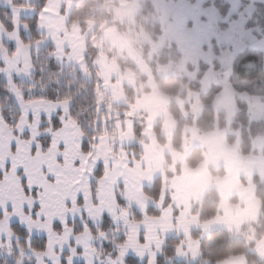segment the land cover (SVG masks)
Segmentation results:
<instances>
[{
  "label": "trees",
  "instance_id": "1",
  "mask_svg": "<svg viewBox=\"0 0 264 264\" xmlns=\"http://www.w3.org/2000/svg\"><path fill=\"white\" fill-rule=\"evenodd\" d=\"M37 6L32 7L34 16L30 19L22 20V23L28 29V35L20 33V39L26 46H33L37 42L44 40V37L37 32V24L40 14L42 13L47 0H36ZM73 5V10L68 20L70 28L75 23L92 22L99 25L96 33L86 41V57L85 64L92 81L87 84L82 81L76 70H64L54 60V50L51 46H47L40 51V60L33 62V73L36 83L40 87H55L58 90L61 99L70 104L71 111L64 121H70L78 129L81 137V152L87 156H91L97 146L99 139L106 136L109 140L110 153L112 158L117 159L119 152L117 134L115 124H124L131 121L133 124V135L136 142L140 145H146L145 115H128L130 108L134 106L135 99L142 94H148L146 87L147 80L139 73L135 65L125 56L119 54L102 41V34L105 30H115L123 37L133 48L140 60L147 67L151 74V78L156 86L157 92L166 96L170 103L168 113L173 117L176 124V131L172 139L174 151L181 152L182 132L186 127H194L201 134L213 131H224L238 134L239 138V154L243 157H264V149L258 152L253 149V142L257 138L264 137V118L260 121H253L250 118V107L241 97L259 98L264 102V71L263 56L261 53L252 48H246L239 53L233 60L231 65V75L228 85L236 94L235 115L232 122H227L224 113H215L213 111V103L215 98L222 92L221 82L217 81L212 84L206 92L202 91L204 78L207 73L212 71L216 73L217 79L222 75V69L218 58L225 50V47L215 43L211 44V52L215 58L211 63L205 64L199 62L196 66L189 64L186 67L189 75L175 72V75L169 78H160L157 71L161 68L172 66L177 69L182 61V55L175 44L163 48L159 53H153L150 47L139 42L138 34L144 33L151 43H156L163 34L162 26L156 22V12L153 7V0H146L141 4V12L133 25L119 23L109 12L113 6L106 0H68ZM177 2L178 0H173ZM189 5H193L195 0H184ZM232 0H208L204 7H212L219 15L221 22L219 28L225 30L232 21H235L244 10L251 6L252 13L245 22V31L249 32L257 41L264 39V6L262 4H250L246 0H239L241 9L237 16L228 18L229 3ZM16 8L30 7L23 0H11ZM0 23L7 32L13 30L11 14L8 10L0 8ZM84 28V27H83ZM82 30L84 31V29ZM7 54L11 57L14 49L9 45L4 46ZM33 54V53H32ZM102 54L108 61L114 63L123 72H129L135 77V90L128 88L123 89L127 107L114 104L110 96L105 92L103 82L96 70V64L99 56ZM46 61V62H45ZM43 63V67H41ZM176 71V70H175ZM190 94H197L199 103L203 111L201 116L194 120L192 117H184L179 109L177 101H185ZM0 99V103H2ZM184 111L188 109L185 106ZM7 113H5V116ZM2 121V120H1ZM9 132L12 134L15 129L10 124L2 121ZM59 128V126L57 125ZM60 130V129H59ZM154 134L160 145L165 144V140L161 136V122H157L154 126ZM14 136V135H13ZM17 137V136H14ZM23 140L27 141L28 136L24 135ZM227 143L232 145L235 143V137L228 135ZM49 139L41 138L39 147L42 152L49 149ZM91 144V149L87 147ZM134 159L138 162L141 160V151L137 147L129 150ZM169 162V161H168ZM203 162V154L195 150L187 159L186 165L188 169L195 170ZM94 180H100L103 176V169ZM180 170H176L175 174H179ZM211 177H222V171L209 170ZM167 183L172 180L173 176L170 171H166ZM23 186V182L21 181ZM252 184L255 189V197L260 203V213L255 224L244 226L238 234H231L220 229L213 230L207 235L200 232H193L190 238L199 244V259L197 262H185L178 259V251L181 247V240L169 238L165 241L156 256L154 264H223L227 261L242 258L246 264H264V260L259 259L256 254L258 245L264 241V179L254 177ZM24 187V186H23ZM162 183L160 179H156L150 188L144 189L145 196L157 203L161 194ZM123 195V189L119 187L115 192V200H119ZM168 200V199H167ZM121 204L123 200H119ZM169 201H165L164 206H169ZM219 198L214 191L207 193L204 201L193 207L192 215L198 217L200 224L210 223L215 219L218 212ZM131 211L139 220L141 214L131 207ZM161 212L156 209H149L146 213L147 219H159ZM146 219L143 217V221ZM17 235L21 241L25 237V230L17 228ZM0 264L3 261L0 260ZM137 264H141L137 260ZM148 264V263H147Z\"/></svg>",
  "mask_w": 264,
  "mask_h": 264
},
{
  "label": "crops",
  "instance_id": "2",
  "mask_svg": "<svg viewBox=\"0 0 264 264\" xmlns=\"http://www.w3.org/2000/svg\"><path fill=\"white\" fill-rule=\"evenodd\" d=\"M23 1L30 7L16 8L13 6L11 0H0V8L6 9L10 12L13 23V30L11 32H7L0 23V57L7 56L9 60L19 59L21 61H30V57L34 50L42 51L47 46H51L54 50L53 58L60 67H62L64 70H76L83 82L87 84L91 83L92 78L85 64L86 41L96 33V31L99 29V25L92 22L75 23L69 28L68 20L73 10L72 3L68 0H47L45 7L39 16L37 24V32L44 37V40L37 42L33 46H26L20 39L21 32L28 35V29L22 23V20L30 19L34 16V10L32 7L37 6V1ZM156 1L157 0H153V3H156ZM246 1H248L250 4L258 3L264 6V0ZM228 3L230 5L228 17L233 18L238 15L241 9V4L239 0H232ZM193 5H191L192 8ZM251 13L252 7L249 6L244 10L242 15H240L237 20L232 21L225 30H221L219 28V24L222 23L219 15L217 14L218 16H214L215 13L213 14V11L210 9H204L202 6H200V11L194 10L192 13L183 14L182 12H179L166 13L164 16L161 15L160 18H162L165 23H160L163 29V42L161 44L163 46L167 43L175 44L182 55L181 65L179 66L180 68L178 67L177 69H174L173 67L168 66L171 67V73H174L176 70V72L178 71L182 74H185V65L188 66L190 64L189 61L195 63L197 60L186 61L184 60V54L191 52L195 54L197 51L203 52L205 54L204 48L207 46V43H215L210 42L209 39L204 44H196V42L204 37L209 31V34L215 33V35L220 33L227 35L229 33H233V31L237 32L239 38H236L235 40H237L239 44L241 43V45L252 48L262 54L264 71V39L257 41L253 35L246 32L241 25V23H244ZM189 21L191 23H189ZM183 24H191V29L188 30V33H183L184 30L179 32V28H181ZM210 29H212L214 32H212ZM222 35L223 34H221V36ZM194 36H197L196 39L193 38ZM10 40L15 44L14 54L11 57L7 54L4 48L5 45H9ZM235 40L233 43H237ZM102 41L111 49L127 57L138 68L139 73L147 80L146 87L149 91L148 94H142L136 98L137 100L135 101L134 108L131 109V111L133 110V112H135V115H145L147 121L145 137L147 138L149 144L147 146L141 145V161L139 163L131 162V159H129V154L127 153V155L126 152H123V149H128L136 145V140L134 138L131 125L126 126L127 128L124 130L125 132L122 134L117 130V141L119 148L118 159L112 158L109 140L106 136H103L101 139H99L96 146V152L93 153L95 156L93 160L95 162V169L100 167L103 169V176L98 181L102 184H108L111 186V195L113 199L115 200L114 195L117 189L122 187L123 196L129 199L131 207L135 208L140 213H143V215L149 208L153 207L158 208V210L162 212L160 219L150 220L152 223L156 221L158 223L155 224H164L173 228L175 225H177L175 228H178L181 219L177 217L174 218V214L177 213L179 217H184L190 221L189 217L187 216L190 214L189 212L191 211L192 205L202 201L209 190H214L222 197L219 205V211L221 219H223V221L219 223L215 221V226L224 230V228L233 229L235 228L234 225H236L237 229V227L241 225L255 223L260 213V203L255 198L251 180L255 176L264 178V157L244 158L237 156L235 154V150L226 144L223 133H214L200 136L195 130L187 129L186 142H189V145L191 144L188 147H195V145L198 144L196 146L201 147L203 150L206 149L208 152L205 162H203L195 170L187 169L185 165L187 158H183L182 155L175 154L169 145V139L175 131V124L167 112V107L169 104L168 98L157 92L155 84L152 82L149 70L140 60L139 56L135 53L131 45L123 37H121V35H119L115 30H105L102 34ZM219 44L221 45V43ZM243 48L241 51L244 50ZM235 51L236 53L234 52L230 54L231 56L227 60L228 64H226V66L225 64L221 65L225 59V54H221V57L218 59L221 67L223 66L226 72L229 73L228 79H226L223 83L222 92L214 101L216 112L227 113L228 111H232V114L234 113L233 110L236 94L229 87L228 80L231 75L230 65L238 54L237 52L240 50ZM153 52L158 53L157 51ZM210 58L211 57L209 55L207 60ZM212 60L213 59L211 58V61ZM199 62H197V64ZM96 70L103 82L106 93L112 98L115 104L124 106L126 99L123 89L128 88L135 90V77L129 72L121 71L116 64L108 61L107 58L102 54H100L99 60L96 64ZM210 74L212 73L208 72V76H206L211 77ZM207 77H205L203 81L205 85V80ZM160 78L162 77L160 76ZM225 97H228L227 100H225ZM225 104H227L229 108H226ZM253 104L254 103L252 102V107ZM231 105L232 107H230ZM63 106L67 109L70 107V104L65 103ZM68 113V111L65 112L66 117ZM157 121L162 123L161 132L163 137L167 140V144L164 148L157 144V141L155 140L152 133L153 127L156 125ZM24 127V125H20L21 136L14 137L15 140L20 142L21 137L24 135L28 136V133L23 131ZM32 133L33 136L30 138L28 136L29 139L27 141L35 144L37 143V146L34 151L31 149V153L36 152L39 156H41V160H43L45 158H43L42 155H44L45 152H42L38 144L39 140L41 139H37L39 132L35 127H33ZM53 136L57 141L56 147L54 149L49 148L46 152L48 154L49 151L51 152V149H53L52 152L59 151L56 156L59 164L61 163L59 157H62L61 153L65 150L64 149L61 151L62 146L59 144V140L61 139L67 138V140H69L78 138L75 146L77 150L83 154L80 148L82 137L78 129L70 121H66L64 128L60 129L58 133H54ZM261 142H263L262 144L264 145V141L262 140ZM261 142H256V146L261 144ZM188 147L184 149L183 155L186 154L187 156L189 154ZM93 154L91 156H93ZM86 157L89 159L88 157L90 156ZM165 158L171 162V168L167 167ZM174 167L180 168V175L173 176L172 181H170L168 184L170 188L171 204L169 207L165 208L163 205V198L166 194V187L162 188L157 204L153 203L143 194V189L150 187L156 179H164L166 170H169L171 174L173 173L172 175H174ZM210 168L225 169L227 172V177L224 180L220 179V181H218V179L213 180L209 173ZM241 177L246 180V189H240L238 179ZM164 191L165 194H163ZM227 192H236L242 208L241 210L238 208L234 210L233 207L229 206L230 204L229 198L227 197ZM89 195H91V186H89ZM229 215H234L235 217L232 220H228ZM154 232L157 239L163 235L162 233L158 232V230ZM158 246L159 245H157V247ZM162 246H159L156 252H152V244H148V249L150 247L149 251H151L150 255H146L149 257L147 261L148 264L155 263L156 256L158 255ZM153 253H155V255H153ZM223 264L242 263L236 260H230Z\"/></svg>",
  "mask_w": 264,
  "mask_h": 264
},
{
  "label": "snow or ice",
  "instance_id": "3",
  "mask_svg": "<svg viewBox=\"0 0 264 264\" xmlns=\"http://www.w3.org/2000/svg\"><path fill=\"white\" fill-rule=\"evenodd\" d=\"M11 35V34H10ZM9 47L15 44L9 41ZM40 60L34 50L30 61L0 57V120L10 124L14 136L23 131L32 135L35 127L39 136L47 137L49 148L56 147L54 133L64 128L66 103L58 90L37 85L33 62ZM46 62V61H45ZM43 67V63H41ZM5 113L7 115L5 116ZM59 126V128L57 127ZM67 138L59 140L61 151L67 148ZM9 146L19 150V141L11 139L0 128V260L3 264H147L150 226L138 220L131 211L129 199L123 195L114 200L111 186L98 180L91 189L60 196L42 195L39 183L43 168L38 160L27 159L17 168L13 160L4 161ZM32 150L36 144H32ZM91 149V144L87 145ZM63 160L64 157H59ZM82 161L77 160L79 167ZM25 169L30 170L25 175ZM101 172L94 169L95 177ZM52 180L55 177L49 173ZM95 177H89V185ZM22 179L24 197L18 194ZM35 181V183H33ZM17 228L25 230L23 242ZM155 247V246H153ZM155 255V253H153Z\"/></svg>",
  "mask_w": 264,
  "mask_h": 264
},
{
  "label": "rangeland",
  "instance_id": "4",
  "mask_svg": "<svg viewBox=\"0 0 264 264\" xmlns=\"http://www.w3.org/2000/svg\"><path fill=\"white\" fill-rule=\"evenodd\" d=\"M106 1H108V0H106ZM144 1H146V0H109L108 2L113 4V6L109 9V12L111 14H113V17L115 18V20L117 22L133 25V23L135 22V20H136V18L138 16L139 11L141 12V10H142L141 4ZM207 1L208 0H195L196 4L194 3L193 8H192V6L187 4L184 0H178L177 2H174L173 0H157L156 3H153V7L155 6L154 10L156 12L155 13L156 14V16H155L156 22L159 23V24L162 23V22L164 23V21L160 17H161V15L162 16L166 15V13L167 14L168 13H179V12H182L183 14L192 13V12H194V10L200 11V6H202L204 9H210L211 11H213V14L215 13L214 16L217 15V12L212 7H207V8L204 7V5L207 3ZM245 22H246V20H245ZM189 23H191V22L189 21ZM244 23H241L242 28L245 27ZM238 24H237V26H238ZM190 29H191V24H188V25L183 24V26L181 28H179V32L184 30L183 33H188V30H190ZM210 30L212 32H214L212 29H210ZM209 32H207L204 37L199 39L196 42V44L197 45H199L201 43L204 44L206 41H208L210 39V42H215V44H217L219 46H222V47H225V50L222 52V55L225 54V59L223 60V63H221V65L225 64V66H226V64H228L227 60L230 58V56H231L230 54L231 53H234V52L236 53L235 50H240L241 51V49L243 47H244L243 48L244 50L246 48H249V47L241 45V43L239 44V42L237 40H235L236 38H239V35L237 34V32L233 31V33H229L227 35H225L224 33H220V34L215 35V33L214 34L213 33L209 34ZM221 34H223V35L221 36ZM196 37L197 36H194L193 38L196 39ZM138 40H139V42L148 45L152 52L153 51H157L158 53L163 48L169 46L170 44H173V43H167V44H164V46H163L161 44L163 42L162 37L156 43H151L149 41V39L145 36L144 33H139L138 34ZM234 40L237 43H233ZM219 43H221V45ZM240 51H238L237 53L239 54V53L242 52V51L241 52ZM204 52H205V54L203 52H200V51H197L195 54H193V52L185 53L184 54V60H186V61L197 60L195 63H193L192 61L191 62L189 61V63L192 64V65H195V64L197 65V62H199V61H202V63H205V64H209L210 61H211V58L213 60H215V58H213L214 56H212L213 54H211L212 53L211 52V43H207V46L204 48ZM209 55H210L211 58L209 60H207ZM220 57H221V55H220ZM231 65H230V68H231ZM171 67H168V68L165 67V68L159 69L158 72H157V75L159 77L161 76L162 78H169V77L174 76L176 71L174 73H171V69H170ZM186 67H187V65H185L184 73H185V75H189L187 73ZM222 69L224 71L223 72L221 71L222 75L219 76V78H220L219 80L217 79L218 75L216 73H213L212 71H210L213 74V76H212V74H210L211 77H207L208 75L206 76L207 77L206 80H205L206 85L202 81V83H203L202 91L203 92H206L209 89V87L212 84H215L217 81L221 82L222 90H223V83L225 82L226 79H228V73L229 72H226V70L223 68V66H222ZM137 70H138V68H137ZM152 82H153V80H152ZM225 98H226L225 100H227L228 97H225ZM241 98L244 101H246L247 104L250 107L249 110H250V118H251V120L260 121V120H262L264 118V106H263L264 102L262 100H260L259 98H248V97H245V96H242ZM136 100L137 99H135V101ZM252 102L254 103L253 107L251 105ZM113 103L115 104V102H113ZM169 103H170V101H169ZM176 103H178L179 109H180V111H181V113H182V115L184 117L190 116L194 120H197L202 114L203 108H202L201 104L199 103V99H198V95L197 94H190L189 97L187 98V100H185V101H177ZM134 105H135V103H134ZM168 106H169V104H168ZM185 106L188 109L187 113L184 111V107ZM124 107H127L126 103H125ZM225 107L229 108V106H227V104H225ZM230 107H232V105ZM133 108H134V106H132L130 108V112H129L128 115H133V114L135 115V112H133V110L131 111V109H133ZM167 109H168V107H167ZM213 111L215 113H219V112H216V108L214 107V103H213ZM233 112H234L233 114H232V111H228L227 113L226 112H221V113L225 114V116L227 118V122L230 123V122H232V120L234 118V115H235V105H234ZM169 116H170V114H169ZM171 118H172V120L174 122L173 117H171ZM127 122H130V123H127ZM127 122H125L124 124H118V123L115 124L116 134H117V130L121 134L124 133L125 132L124 131L125 128H127L126 126H129V125L132 126V131H133L132 122L131 121H127ZM157 122H160V121H157ZM146 124H147V121H146ZM174 124H175V122H174ZM0 128L5 129L7 131V133H8V136L11 139L15 140L14 136L9 132V130L6 128V126L3 124L2 121H0ZM153 129H154V127H153ZM187 129L195 130L200 136L214 134V133H223L224 136H225L226 144L228 146L232 147V149L235 150V154L237 156H240V154H239V138H238V134L230 133V132H224V131H220V130L213 131V132L206 133V134H201L194 127H186V128L183 129L182 141H181V147H182L181 148V152H176V151H174L173 146H172V139H173L174 133L176 131V124H175V131H174L173 135L169 139L170 140L169 141L170 142L169 145L171 147V150L175 154L182 155L183 158L186 157L188 159L195 150H198V151H200L203 154V162H205V160H206V158L208 156L207 150L206 149L203 150V149H201V147L196 146L198 144H196L195 147H191V148L188 147L191 144L189 145V142H186V130ZM145 130H146V127H145ZM161 131H162V123H161ZM152 133L154 135L155 140L157 141V144L160 145L158 143L156 135L154 134V131ZM160 134H161L162 138L165 140V144L163 146L162 145H160V146L162 148H164L166 146V144H167V140L163 137L162 132ZM228 135H232V136L235 137L236 140H235L234 144L230 145V144L227 143L226 138H227ZM19 136H21V135H19ZM31 136H33V133H32ZM116 137H117V140H118V136H116ZM21 138H20V142H19L20 145H21V148L19 150H13L11 148V146H9L7 152L4 155V161L7 162L8 160L11 159V160H13L15 162V165H16L17 168H21V167H23L24 160H27V159L38 160L41 163V166H42V168L44 170L43 172L45 173V174L43 173L42 178L39 181V183L43 187L42 195L45 198L48 195H52V196L60 195V196H62L65 193L74 194L76 192H79L80 190H85L86 192L89 193V186H91V189H92V187L95 186L96 181L94 179L92 181V184L89 185V177H94L93 176V172H94V169H95V162L93 160H94L95 156L93 154V156H90V157H88L89 159H87V157H86L87 155L81 154L77 150V148L75 146V143H76L78 138L77 139L74 138V139H69L68 140L69 141L68 147L65 148V150L61 153V156L64 157V159L61 160L60 164L58 163V160L56 158V156H57L59 151H53L52 152V150L54 149L53 148V149H51V152L49 151L48 154H47V152H45L44 155H42V157L45 158L46 160L45 159L41 160V158H40L41 156H39L36 152L31 153V149H32L31 146H32L33 143H31L29 141L26 142V141L23 140V138L22 139ZM262 140L264 141V137L255 139V141L253 142V149L254 150H256L258 152H261L264 149V145L262 144L263 142H261ZM146 141H147V138H146ZM195 142H197V141H195ZM256 142H259V143L261 142V144H258L256 146V144H255ZM148 144L149 143L147 141V144L146 145H142V146H147ZM134 147L139 148V150L141 151V145L138 144L137 142H136V145ZM186 147H188V151H189V154L187 156H186V154L183 155V151H184V149ZM130 148H133V147H130ZM130 148L123 149V152L124 153L126 152V154L127 153L129 154V159H131V162L139 163L141 160L137 162L134 159L133 154L129 151ZM95 152H96V149H95L94 153ZM141 155H142V152H141ZM118 157H119V152L117 154V159H118ZM240 157H243V156H240ZM249 157H253V156H249ZM257 157H262V156H257ZM165 159H166V162H167V167L171 168L172 167L171 162L167 158H165ZM187 159L185 161V165H186ZM77 160L82 161V163H80L79 167L76 166V161ZM186 168L188 169L187 165H186ZM212 169L214 171H217V172H219V171L223 172L222 173V177H220V178L211 177V178H213V180L214 179L215 180L218 179V181H220V179L224 180L227 177V172L225 171V169H223V168H210L209 170H212ZM174 170H175V173H176V170H180V168H175L174 167ZM166 171H165V173H166ZM49 173H51L55 177L54 180H52L50 178ZM175 173H174V176H179L180 175V173L179 174H175ZM24 174L25 175H29V177L31 179L30 170L25 169V173ZM255 177H257V176H255ZM262 179H264V178H262ZM160 180H161V183H162L161 190H162L163 187L164 188L166 187V194H165V191L163 192V194H165V196L163 198V205H164L165 201H169V203L171 204V201H170V188H169V185H168L170 182L167 183L166 176L164 177V179L160 178ZM238 180H239V184H240V189H243V188L247 187L246 186V180L243 177H241ZM21 181H22V179H20L18 181L17 187H18L19 197L23 198L24 197V187L20 183ZM169 181H172V180H169ZM33 183H35V181H33ZM153 183H152V185H153ZM251 183H252V180H251ZM229 185H231V184H229ZM150 187H148V188H150ZM144 189H147V188H144ZM252 189H253L254 195H255L254 186H253ZM210 191H214V190H209L208 192H210ZM215 193L217 194V196L219 198L218 212H217V216L215 217V219L213 221H211L210 223L207 222V223H204V224H200L198 222V217L192 215L193 207L195 205H197V204L202 203L205 198L202 201L197 202V203L192 205L191 211L189 212L190 214H188L189 216H187V217H189L190 221H188L184 217H182V218L179 217L177 213L174 214V216H173L174 218L177 217V218L181 219V222L178 225V228H175L177 226V225H175V227H174L175 229L173 227H171V226L168 227V226H166L164 224H155V223H158L156 221L152 223L150 221V219H147V217H146V213L147 212H146L143 215V217L146 219L145 222L150 226L149 244H152V247L155 246V247H153L152 252H156L157 248H159V246L164 245V243H165V241L167 239L176 238V239H180L181 240V247H180V249L178 251V259L182 260V261H185V262H197L198 259H199V244L197 242H194L190 238L191 233L200 232L203 235H207L208 233L212 232L213 230L220 229L217 226H215V221H217L218 223L223 221V219H221V215H220V211H219V205H220L222 197L217 192H215ZM143 194H144V192H143ZM227 197L229 198V204H230L229 206L230 207H233L234 210L237 209V208L240 209V210L242 209L241 205H240V201L238 199V195L236 194V192L228 193ZM155 204H157V203H155ZM170 204H169V206H170ZM169 206H164V207L167 208ZM133 209L136 210L135 208H133ZM149 209H151V208H149ZM153 209H156L157 211H160L156 207L155 208L153 207ZM136 211L139 214H141L138 210H136ZM161 214H162V212H161ZM179 214H180V211H179ZM234 217H235L234 215H229V219L228 220H232ZM160 218H161V216H160ZM156 220H158V219H156ZM255 223H253V224H255ZM246 225H250V224L241 225V226L237 227V229H236V225H234L235 228H233V229L224 228V230L223 229H220V230L228 232V233H231V234H238L240 232V230ZM225 229H227V230H225ZM156 230H158V232L163 234L159 239H157L155 237V232L154 231H156ZM157 245H159V246L157 247ZM149 249H150V247H149ZM149 249L146 250L145 255H148V254L150 255L151 251H149ZM256 254L259 257V259L264 260V241L261 242L258 245V248L256 249ZM234 260L239 261L242 264L245 262V260L242 259V258H237V259H234ZM241 261H243V262H241ZM244 264H246V262Z\"/></svg>",
  "mask_w": 264,
  "mask_h": 264
}]
</instances>
